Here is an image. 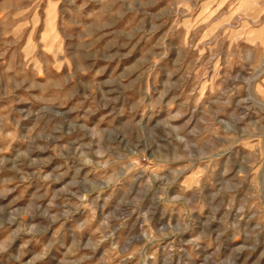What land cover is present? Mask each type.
<instances>
[{"label": "rangeland", "instance_id": "374dc122", "mask_svg": "<svg viewBox=\"0 0 264 264\" xmlns=\"http://www.w3.org/2000/svg\"><path fill=\"white\" fill-rule=\"evenodd\" d=\"M0 264H264V0H0Z\"/></svg>", "mask_w": 264, "mask_h": 264}]
</instances>
